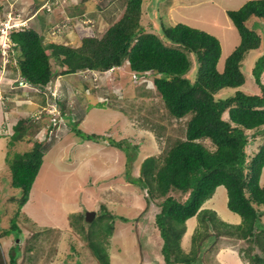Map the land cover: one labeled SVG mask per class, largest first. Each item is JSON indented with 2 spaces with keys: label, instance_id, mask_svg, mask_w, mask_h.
Returning <instances> with one entry per match:
<instances>
[{
  "label": "rangeland",
  "instance_id": "374dc122",
  "mask_svg": "<svg viewBox=\"0 0 264 264\" xmlns=\"http://www.w3.org/2000/svg\"><path fill=\"white\" fill-rule=\"evenodd\" d=\"M103 1L0 0V20L34 27L44 43L78 47L84 35L100 37L116 22L127 0H107L106 5ZM245 1L145 0L147 14L140 22L147 32L156 34L160 23L182 22L217 36L221 45L218 68L222 70L225 58L240 43L227 10L237 9ZM39 17L46 28L39 27ZM254 29L262 39L242 59L245 83L240 88L247 93L260 92L251 69L264 53V25ZM10 45L8 36H0V247L6 261L15 254L17 264H99L89 246L96 237L97 248L107 255L108 264H164L152 218L155 206H146L145 192L127 179L126 172L129 178L137 176L144 158L163 154L182 138L189 115L170 117L151 73L137 77L126 62L113 70L59 74L60 65L51 60V68L58 73L45 86L32 87L22 81L7 49ZM189 58L192 66L187 74L191 77L196 64L193 54ZM261 80L264 83V72ZM232 91L222 88L216 96ZM58 101L64 104L63 110L57 107ZM23 116L27 118L26 135L10 145L12 126ZM73 126L93 137L105 134L123 140L129 151L114 148L108 139L84 140ZM246 132L249 149L255 154L264 144V126ZM36 140L42 141L43 162L27 201L18 208L21 193L11 185L4 156L22 152ZM204 143L212 147L208 141ZM260 183L264 185V166ZM226 200L225 187L219 185L201 208L214 210L224 222L238 223L240 216L227 207ZM87 210L95 211L90 221L84 217ZM260 219L264 222V213ZM102 222L113 225L108 233L104 234ZM202 228L199 217L187 219L181 238L186 251L194 231ZM213 228L207 230L215 232ZM242 245L221 235L205 252L203 264H250L238 252Z\"/></svg>",
  "mask_w": 264,
  "mask_h": 264
},
{
  "label": "trees",
  "instance_id": "16d2710c",
  "mask_svg": "<svg viewBox=\"0 0 264 264\" xmlns=\"http://www.w3.org/2000/svg\"><path fill=\"white\" fill-rule=\"evenodd\" d=\"M140 6L141 0H127L116 22L100 37L84 35L78 47L44 43L34 27L19 25L8 30L11 45L7 49L22 81L32 87L45 86L58 73L51 68V60L60 65L59 74L113 70L123 62L137 77L150 72L169 116L179 119L189 115L182 138L173 141L163 154L144 158L137 176L129 178L126 172L127 179L145 192L146 206H155L152 218L164 264H203L205 252L221 235L242 242L238 252L250 264H264V222L260 219L264 213V185L260 183L264 144L254 154L246 132L264 126V53L251 69L260 92L247 93L240 88L245 83L242 59L262 39L254 28L264 25V0H247L237 9L227 10L240 43L225 58L222 70L218 68L221 45L216 36L182 22L160 23L159 34L147 32L140 22ZM41 18L37 19L39 27L46 28ZM189 54L196 64L191 77L187 74L192 66ZM2 58L0 51V67ZM222 88L233 91L216 96ZM63 105L57 102L61 110ZM26 121L23 116L12 126L10 145L25 137ZM73 130L84 140L108 139L114 148L129 151L123 140L105 134L93 137L74 126ZM43 155L42 141L36 140L26 150L4 156L11 185L21 193L18 208L28 199ZM219 185L225 187L227 207L240 216L238 223L224 222L217 219L214 210L201 208ZM192 216L199 217L203 228L194 231L186 251L181 238ZM102 224L99 227L104 234L112 229L111 223ZM211 226L215 232L207 230ZM95 239L89 241L94 257L99 264H108L107 255L97 248L99 239ZM0 264H17L16 255L10 254L6 261L0 247Z\"/></svg>",
  "mask_w": 264,
  "mask_h": 264
},
{
  "label": "crops",
  "instance_id": "0c3cea01",
  "mask_svg": "<svg viewBox=\"0 0 264 264\" xmlns=\"http://www.w3.org/2000/svg\"><path fill=\"white\" fill-rule=\"evenodd\" d=\"M144 1L145 0H141V6H140V8H141V11H140V20H141V18H142V20L144 19V16L147 14V10L145 11L144 10ZM148 1V0H147ZM103 3H104V5H106L107 4V0H104L103 1ZM42 4H43V2H42ZM42 4L40 5V6H42ZM150 6H151V3H149L148 2V7H149V9H150ZM94 8H96L95 6H94ZM107 7H104L102 10H100V12H102L103 10H105ZM151 10V9H150ZM171 10V9H170ZM169 10V11H170ZM149 13V12H148ZM150 14V13H149ZM31 17H33V16H31ZM25 19V18H24ZM23 19V20H24ZM31 19V18H30ZM228 21V20H227ZM186 24V23H185ZM191 26V25H190ZM193 27V26H192ZM196 28V27H195ZM215 36V35H214ZM217 37V36H216Z\"/></svg>",
  "mask_w": 264,
  "mask_h": 264
},
{
  "label": "clouds",
  "instance_id": "9594fccd",
  "mask_svg": "<svg viewBox=\"0 0 264 264\" xmlns=\"http://www.w3.org/2000/svg\"><path fill=\"white\" fill-rule=\"evenodd\" d=\"M6 20H3V21L0 20V26L3 25ZM17 26H19V25H17ZM14 27H16V25H14V20H9L8 19L7 32L6 33H1V31H0V36H4V38L7 37L8 36V30L11 29V28H14Z\"/></svg>",
  "mask_w": 264,
  "mask_h": 264
},
{
  "label": "water",
  "instance_id": "95a60500",
  "mask_svg": "<svg viewBox=\"0 0 264 264\" xmlns=\"http://www.w3.org/2000/svg\"><path fill=\"white\" fill-rule=\"evenodd\" d=\"M94 215H95V211H93V210H87L86 212H85V220H87V221H90L93 217H94Z\"/></svg>",
  "mask_w": 264,
  "mask_h": 264
},
{
  "label": "built area",
  "instance_id": "2783aa9c",
  "mask_svg": "<svg viewBox=\"0 0 264 264\" xmlns=\"http://www.w3.org/2000/svg\"><path fill=\"white\" fill-rule=\"evenodd\" d=\"M7 27H8V19L4 22L3 25L0 26L1 33H6L7 32Z\"/></svg>",
  "mask_w": 264,
  "mask_h": 264
}]
</instances>
